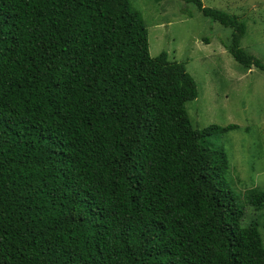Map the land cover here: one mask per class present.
<instances>
[{"label": "trees", "instance_id": "1", "mask_svg": "<svg viewBox=\"0 0 264 264\" xmlns=\"http://www.w3.org/2000/svg\"><path fill=\"white\" fill-rule=\"evenodd\" d=\"M183 1L264 71L238 15ZM196 96L183 63L150 55L130 0H0V264H264L206 140L235 126H194Z\"/></svg>", "mask_w": 264, "mask_h": 264}, {"label": "rangeland", "instance_id": "2", "mask_svg": "<svg viewBox=\"0 0 264 264\" xmlns=\"http://www.w3.org/2000/svg\"><path fill=\"white\" fill-rule=\"evenodd\" d=\"M203 6L238 15L246 24L241 47L264 63V0H200ZM148 32L151 56L165 52L184 64L197 86L186 103L199 129L234 125L212 132L207 143L226 154V179L244 210L243 223L255 222L264 245V207L246 202L248 189L264 191V71L244 69L228 53L231 29L183 0H130Z\"/></svg>", "mask_w": 264, "mask_h": 264}]
</instances>
